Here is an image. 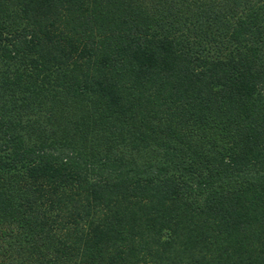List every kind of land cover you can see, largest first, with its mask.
<instances>
[{
  "label": "trees",
  "instance_id": "obj_1",
  "mask_svg": "<svg viewBox=\"0 0 264 264\" xmlns=\"http://www.w3.org/2000/svg\"><path fill=\"white\" fill-rule=\"evenodd\" d=\"M0 264H264V0H0Z\"/></svg>",
  "mask_w": 264,
  "mask_h": 264
}]
</instances>
